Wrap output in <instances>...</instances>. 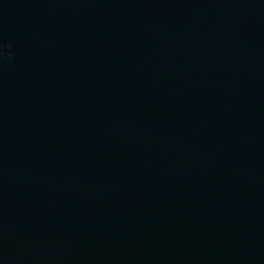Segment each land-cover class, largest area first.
<instances>
[{"label":"water","instance_id":"obj_1","mask_svg":"<svg viewBox=\"0 0 264 264\" xmlns=\"http://www.w3.org/2000/svg\"><path fill=\"white\" fill-rule=\"evenodd\" d=\"M0 264H264V0H0Z\"/></svg>","mask_w":264,"mask_h":264}]
</instances>
